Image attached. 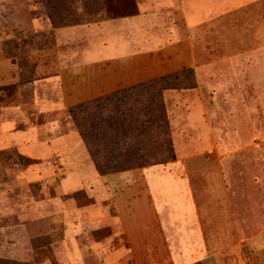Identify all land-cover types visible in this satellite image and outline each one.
<instances>
[{"label": "rangeland", "instance_id": "rangeland-1", "mask_svg": "<svg viewBox=\"0 0 264 264\" xmlns=\"http://www.w3.org/2000/svg\"><path fill=\"white\" fill-rule=\"evenodd\" d=\"M46 1L0 0V141L16 134V122L19 129L24 130L27 124L42 127L58 120L57 113L31 116L28 109L39 99H53L56 92H62L61 87L70 93L69 100L73 98L74 101L62 115L70 124L58 133L77 136L80 132L70 116V108L161 81L157 88L162 92L169 125L168 137L176 159L155 165L168 157L161 146H156L162 144V139L141 135L127 139L126 144L139 149L129 158L146 165L101 176L84 142L75 146L70 144L69 148L56 143L24 150L0 145V264H33L35 260L43 263L46 257L53 261L52 254L60 250L56 247L58 244L53 246L51 236L62 237L66 233L60 217L56 219L59 221L44 226L38 218L28 216L23 202L44 204V212L54 216L65 212L60 211L63 204L81 207H89L95 202L108 204L111 200L108 194L94 192L99 187V179L104 180L102 187H115L117 191L124 192L127 187L172 186L171 178L149 180V176L157 171L171 176L177 173L184 178L181 182L187 180L196 189L200 204L211 197L202 190L219 188L224 185L222 181L230 188L243 182L251 185L254 181L264 189V99L259 101L260 109L251 92L245 93L244 98H238L235 91L230 92L229 97L214 89L207 90L204 88V74H198V80L192 68L154 77L160 69L147 58L133 64L110 62L81 67L77 59L80 54L86 63L109 57L116 36L111 37L107 31L99 34L96 27H82L75 29L70 34L72 36L62 33V37L59 30L74 25L53 27L49 20L50 7L56 5L68 16L78 19V25H86L134 14L135 0H51L49 5ZM84 31H89V34ZM105 42L109 49H103ZM62 69L65 70L63 74ZM188 69L194 71V78L184 74ZM61 74L64 76L62 83L59 79ZM141 78L146 80L126 86ZM103 88L113 89L101 94ZM147 95L144 93L138 102L130 103L135 114L144 115L142 111L150 105ZM21 106L23 111L16 112V108ZM118 140L122 141V137ZM102 152L106 156L104 149ZM130 173L136 176L133 181L124 177ZM238 173L256 174L257 178H241ZM119 194L117 197H125ZM231 197L235 198L234 195ZM107 215L106 211L101 230L95 231L98 237H107L110 233ZM19 227L34 229L31 242L18 245L23 252L31 246L35 253L32 258L22 253L20 260H16V229Z\"/></svg>", "mask_w": 264, "mask_h": 264}, {"label": "crops", "instance_id": "crops-1", "mask_svg": "<svg viewBox=\"0 0 264 264\" xmlns=\"http://www.w3.org/2000/svg\"><path fill=\"white\" fill-rule=\"evenodd\" d=\"M82 27H96L99 34L107 31L117 39L105 59L86 63L85 57L78 55L81 67L110 62L133 64L147 58L160 69L154 77L192 68L198 80V74H204L205 89H214L229 97L235 91L238 98L251 92L261 109L264 0H135L132 15L65 27L59 33L72 36L75 29ZM109 47L105 42L103 49ZM145 80L131 81L126 86ZM199 86L202 87L200 81ZM61 88L62 92H56L53 99H39L28 109L31 116L57 113L58 120L42 127L27 124L24 130L16 122V134L0 141V145L23 149L61 143L69 148L70 144L83 142L79 134L58 133L70 124L62 115L74 101ZM113 88H103L101 94ZM17 111L22 112L23 107L16 108ZM126 175L132 181L136 178L131 173ZM237 175L257 178L256 174ZM150 178H171L173 185L127 187L121 192L115 187H102L104 180L96 179L99 187L94 192L108 194L113 202H95L89 207L63 204L60 211L65 212L55 216L44 212V204L24 201L28 216L38 218L44 226L59 221L56 219L60 217L61 226L66 229L62 237L51 236L53 246L58 244L56 247L60 250L52 254L53 261L46 257L43 263L35 260L33 264H264V189L257 182L251 185L243 182L230 188L222 181L224 185L219 188L202 190L211 197L200 204L196 189L187 180L181 182L184 178L177 173L171 176L157 171ZM118 192L125 197H117ZM106 211L110 233L101 238L95 231L104 225ZM19 228L16 229L17 247L31 242L34 232L30 227ZM22 253L30 258L35 254L31 246L25 252L18 247L16 260Z\"/></svg>", "mask_w": 264, "mask_h": 264}, {"label": "trees", "instance_id": "trees-1", "mask_svg": "<svg viewBox=\"0 0 264 264\" xmlns=\"http://www.w3.org/2000/svg\"><path fill=\"white\" fill-rule=\"evenodd\" d=\"M50 3L51 0L46 1V4ZM49 20L55 28L78 25V19H74L73 15L68 16L64 9L56 5L50 7ZM184 74L194 78L192 69L185 70ZM178 78L177 76L176 79ZM159 85L161 81H155L149 85L123 90L70 108V116L101 176L146 165L145 163L137 164L129 158L139 149H132L126 144L127 139L141 135L152 139L157 137L162 139V144L156 146H161L168 157L167 160L155 165H162L176 159L172 141L168 137L169 125L162 92L157 88ZM144 93L148 94L147 103L150 105L142 111L144 115L135 114L130 103L138 102L140 95ZM121 137L122 141L118 140ZM103 149L107 153L106 156H103ZM120 158L124 160H118Z\"/></svg>", "mask_w": 264, "mask_h": 264}]
</instances>
